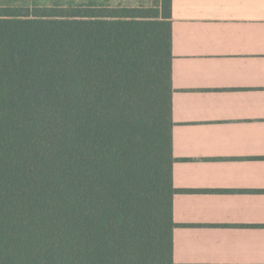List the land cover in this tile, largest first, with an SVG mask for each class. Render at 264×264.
Returning a JSON list of instances; mask_svg holds the SVG:
<instances>
[{
    "label": "trees",
    "instance_id": "16d2710c",
    "mask_svg": "<svg viewBox=\"0 0 264 264\" xmlns=\"http://www.w3.org/2000/svg\"><path fill=\"white\" fill-rule=\"evenodd\" d=\"M171 0L0 4V264H175Z\"/></svg>",
    "mask_w": 264,
    "mask_h": 264
},
{
    "label": "crops",
    "instance_id": "0c3cea01",
    "mask_svg": "<svg viewBox=\"0 0 264 264\" xmlns=\"http://www.w3.org/2000/svg\"><path fill=\"white\" fill-rule=\"evenodd\" d=\"M173 261L264 264V0H171Z\"/></svg>",
    "mask_w": 264,
    "mask_h": 264
},
{
    "label": "rangeland",
    "instance_id": "374dc122",
    "mask_svg": "<svg viewBox=\"0 0 264 264\" xmlns=\"http://www.w3.org/2000/svg\"><path fill=\"white\" fill-rule=\"evenodd\" d=\"M159 0H0L1 5H76L86 2H92L98 5H127L153 7Z\"/></svg>",
    "mask_w": 264,
    "mask_h": 264
}]
</instances>
